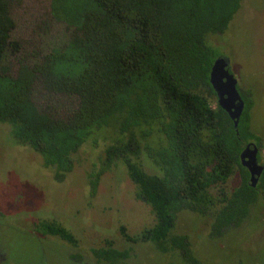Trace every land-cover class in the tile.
Masks as SVG:
<instances>
[{
    "label": "trees",
    "instance_id": "1",
    "mask_svg": "<svg viewBox=\"0 0 264 264\" xmlns=\"http://www.w3.org/2000/svg\"><path fill=\"white\" fill-rule=\"evenodd\" d=\"M21 2L0 0V123L59 180L73 170L71 155L94 130L114 129L119 138L106 147L101 170L121 162L136 199L150 206L155 220L135 237L123 226L120 234L162 251L170 243L184 262L196 264L187 238H170L177 215L209 217L210 234L219 237L245 223L259 197L240 161L246 145L258 141L250 130L251 99L241 96L235 129L210 83L219 55L208 38L227 30L241 0H51V18L70 33L41 58L20 57L21 45L11 39V12ZM10 55L18 61L15 75L5 65ZM36 86L72 99L69 116L40 112ZM153 137L160 138L158 147L145 144ZM145 154L155 174L143 169ZM235 174L239 183L231 187ZM42 228L74 242L62 226ZM91 253L96 264H119L128 255L110 240Z\"/></svg>",
    "mask_w": 264,
    "mask_h": 264
},
{
    "label": "rangeland",
    "instance_id": "2",
    "mask_svg": "<svg viewBox=\"0 0 264 264\" xmlns=\"http://www.w3.org/2000/svg\"><path fill=\"white\" fill-rule=\"evenodd\" d=\"M50 2L22 0L13 7L11 39L21 45L20 57L41 58L68 38L70 31L51 18ZM208 42L228 61L240 95L251 99L250 130L258 138L252 142H259L264 165V0H241L227 30ZM5 65L15 75L17 58L8 56ZM33 100L40 112L60 118H67L74 106L72 99L46 94L40 86ZM118 138L112 128L94 130L71 155L73 170L59 180L40 155L16 142L10 125L0 123V264H96L91 251L104 247L106 240L128 253L119 264H188L170 243L162 251L153 242L132 243L120 234L123 226L135 237L155 220L150 206L136 199V187L121 162L101 170L106 147ZM145 144L158 147L160 138ZM140 162L147 173H156L147 154ZM230 183L238 185L237 174ZM256 186L258 200L238 228L213 237L209 217L182 211L170 238L185 236L196 264H264V182L258 180ZM43 223L62 226L74 242L48 234Z\"/></svg>",
    "mask_w": 264,
    "mask_h": 264
},
{
    "label": "water",
    "instance_id": "3",
    "mask_svg": "<svg viewBox=\"0 0 264 264\" xmlns=\"http://www.w3.org/2000/svg\"><path fill=\"white\" fill-rule=\"evenodd\" d=\"M210 83L217 95L218 106L227 113L237 129L244 103L225 58L219 57L215 60L210 72ZM240 161L250 174V185L255 187L263 170L257 163V148L251 143L248 144L240 155Z\"/></svg>",
    "mask_w": 264,
    "mask_h": 264
},
{
    "label": "flooded vegetation",
    "instance_id": "4",
    "mask_svg": "<svg viewBox=\"0 0 264 264\" xmlns=\"http://www.w3.org/2000/svg\"><path fill=\"white\" fill-rule=\"evenodd\" d=\"M248 144H250V143H248ZM247 144V145H248ZM251 144H253L256 148H257V163H258V165L259 166H261V167H263V170H262V172L264 171V165H261L260 164V161H259V151H260V144H259V142H257V143H254V142H251ZM246 145V146H247ZM246 148V147H245ZM262 174V173H261ZM250 175V174H249ZM261 176V175H260ZM259 179H260V177H259ZM258 179V180H259Z\"/></svg>",
    "mask_w": 264,
    "mask_h": 264
}]
</instances>
